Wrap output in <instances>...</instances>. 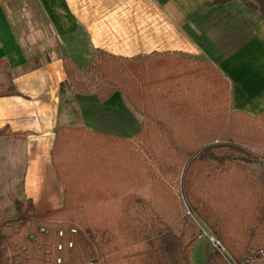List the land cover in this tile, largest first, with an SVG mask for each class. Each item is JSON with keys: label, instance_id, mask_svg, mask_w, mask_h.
<instances>
[{"label": "trees", "instance_id": "1", "mask_svg": "<svg viewBox=\"0 0 264 264\" xmlns=\"http://www.w3.org/2000/svg\"><path fill=\"white\" fill-rule=\"evenodd\" d=\"M248 4L264 14V0ZM64 68L65 83L78 93L93 87L100 101L114 91L124 97L141 117L135 134L141 149L84 127L55 126L50 159L62 204L37 215L31 199H13L12 213L0 217V264H52L54 245L67 239L73 245L57 253L61 264H110L119 249L141 244L131 257L135 264H192L199 231L166 187L174 178L182 180L190 211L235 262L250 264L249 251L264 248V174L253 167L264 162V112L232 110L223 73L183 53L122 58L96 49L84 79L70 61ZM11 94L19 92L0 90ZM7 134L16 135L0 129V137ZM113 201L114 226L93 225L90 211ZM134 207L143 214L129 215ZM73 226L77 231L69 234Z\"/></svg>", "mask_w": 264, "mask_h": 264}, {"label": "crops", "instance_id": "2", "mask_svg": "<svg viewBox=\"0 0 264 264\" xmlns=\"http://www.w3.org/2000/svg\"><path fill=\"white\" fill-rule=\"evenodd\" d=\"M35 1L58 34L74 33L85 58L100 49L122 58L178 52L206 59L227 78L232 110L264 112V14L248 4L253 0ZM12 28L1 5L0 90L19 94L0 95V129L16 133L0 137V163L11 170L21 160L18 199H31L43 215L63 199L50 159L55 126L132 141L140 120L117 91L104 101L94 92L68 93L64 61L71 57L53 51L29 58Z\"/></svg>", "mask_w": 264, "mask_h": 264}, {"label": "rangeland", "instance_id": "3", "mask_svg": "<svg viewBox=\"0 0 264 264\" xmlns=\"http://www.w3.org/2000/svg\"><path fill=\"white\" fill-rule=\"evenodd\" d=\"M1 5L6 9L7 16L13 27V32L22 46L25 48L24 50L29 58L35 57L38 59L44 55L52 54L53 51H56L58 54H64L69 58L71 57L73 62L70 63H72L77 68L76 70L79 80L85 78L89 58H85L83 55H80L79 51H81L84 46L77 41L74 33L67 35L68 30L63 28L64 34L62 35L60 32L58 34L53 28L50 27L45 14L39 10L35 0H0V6ZM92 88L91 92H94ZM65 90L68 91V93H77L71 85L65 87ZM137 116L141 121V117L139 115ZM132 143L137 148H140L136 139L132 140ZM22 165L23 164L19 159L17 163L14 164V166L10 165L12 168L11 170H8L2 163H0V217L10 214L13 211L12 200L18 198L19 196L20 189L16 187V185L19 184L18 179L23 172ZM253 167L264 174V162L257 163L253 165ZM166 187L168 188L175 203L178 204L180 213L186 216V218H188L187 220L192 223L191 218L185 213L184 203L187 204V200L183 192L182 180L178 178L167 180ZM139 192L146 194L144 189L139 190ZM108 204H111V207H113L112 204H114L115 208V203L113 201L108 202L107 205L105 204V209L102 211H90L93 216V225L95 223L97 225H101V227L108 228L114 226V218L116 214L114 215V211L112 210L114 208H109ZM128 213L131 216H138L143 214V210L134 207L131 208ZM191 213L196 218H198L193 212ZM75 227L77 228V226ZM196 228L197 227L195 225V229ZM206 228L211 234L214 235V233H212V231L207 226ZM197 230L199 231L198 228ZM214 236L218 239L216 235ZM143 246L144 244L134 246L132 249H119V252L115 254V257L113 261L110 262V264H135V261H133L131 257L135 252L143 250ZM213 253L214 251L207 239L203 237L199 231L198 237L192 245L191 263L221 264ZM229 255L231 256L230 253ZM224 261L226 262L225 259ZM249 263L264 264V258L251 259L249 260Z\"/></svg>", "mask_w": 264, "mask_h": 264}, {"label": "built area", "instance_id": "4", "mask_svg": "<svg viewBox=\"0 0 264 264\" xmlns=\"http://www.w3.org/2000/svg\"><path fill=\"white\" fill-rule=\"evenodd\" d=\"M184 206H185V213L191 218L192 222L199 229V231L203 235V237H205L207 239L211 248L215 252L219 253V255H221L226 260L227 264H236L235 260L229 255V253L227 252L225 247L222 245V243L213 234H211L208 231V229L206 228V225L191 213V211L188 208L186 203H184ZM76 231H77V228L73 226L69 229V234H75ZM57 236L59 238H62L64 236V231L62 229L58 230ZM72 245H73V241L71 239H67L65 242L58 241L54 245V247H55V251L58 253L64 247L71 248ZM57 253L52 257V264H61L62 263L61 256ZM258 258H262V259L264 258V248H260V249H256V250L251 249L249 251V260L258 259ZM88 264H90V262Z\"/></svg>", "mask_w": 264, "mask_h": 264}]
</instances>
